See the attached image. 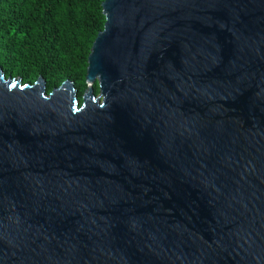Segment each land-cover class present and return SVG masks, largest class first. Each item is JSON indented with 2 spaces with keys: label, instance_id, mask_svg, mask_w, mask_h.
Returning <instances> with one entry per match:
<instances>
[{
  "label": "water",
  "instance_id": "water-1",
  "mask_svg": "<svg viewBox=\"0 0 264 264\" xmlns=\"http://www.w3.org/2000/svg\"><path fill=\"white\" fill-rule=\"evenodd\" d=\"M101 6L81 99L0 67V264H264V0Z\"/></svg>",
  "mask_w": 264,
  "mask_h": 264
},
{
  "label": "trees",
  "instance_id": "trees-1",
  "mask_svg": "<svg viewBox=\"0 0 264 264\" xmlns=\"http://www.w3.org/2000/svg\"><path fill=\"white\" fill-rule=\"evenodd\" d=\"M104 0H0V67L6 78L47 92L66 80L81 99L91 47L104 29ZM96 95L98 86H94Z\"/></svg>",
  "mask_w": 264,
  "mask_h": 264
}]
</instances>
